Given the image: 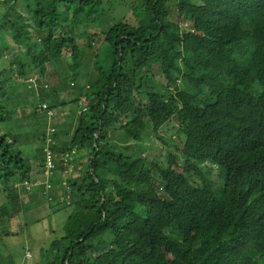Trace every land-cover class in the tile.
Masks as SVG:
<instances>
[{"label": "trees", "instance_id": "obj_1", "mask_svg": "<svg viewBox=\"0 0 264 264\" xmlns=\"http://www.w3.org/2000/svg\"><path fill=\"white\" fill-rule=\"evenodd\" d=\"M101 6L0 0V239L69 208L51 264H264V0H145L138 23L82 47ZM63 59L75 125L61 143L67 98L44 73ZM165 131L182 161L168 154L155 179L134 149Z\"/></svg>", "mask_w": 264, "mask_h": 264}, {"label": "rangeland", "instance_id": "obj_2", "mask_svg": "<svg viewBox=\"0 0 264 264\" xmlns=\"http://www.w3.org/2000/svg\"><path fill=\"white\" fill-rule=\"evenodd\" d=\"M11 0H5L6 4H9ZM102 6L101 9L104 11L103 17L105 18L107 24H100L95 25L93 27L85 28H77L75 30V35H77L76 39L77 42L81 44L83 47L86 45V39L88 35H91V33H101L104 32V30L108 29L110 24H113L114 22H126L130 24H136L139 21V16L141 12V6L142 3L145 0H101ZM193 3H197L198 0H191ZM133 6L136 7V9H133ZM15 10H18V7H15ZM86 33V34H85ZM85 34L83 36L78 37V35ZM66 61L60 60L58 62L59 68H51L48 67L45 70L44 78L46 79L47 84L51 83V87H54L57 91L58 96H56L58 101H64L65 98L66 101L64 102V106H58L56 107L55 111H57L59 114L64 112V120L63 121H74V116L72 114V109L74 106L69 101L70 97L68 95L71 94L73 87L71 86V80L67 78L68 72L64 74L63 76L59 77L56 75L57 72H64L63 68L66 65ZM48 79V80H47ZM34 81V78H33ZM42 82V81H41ZM61 82L64 84H69L70 86L67 87V89L63 90L60 89ZM32 82H29L31 84ZM75 86V84H74ZM24 85L20 84L18 85L19 92L24 91ZM49 87V86H48ZM26 96L28 99H30V104L34 107L37 105V102L32 100L31 97H28V93L26 92ZM83 103V102H82ZM62 111V112H60ZM52 121L55 124H61L63 122H60L61 120L56 117ZM59 119V120H58ZM32 120L29 121L31 123ZM29 123H20L21 125V132L23 131L25 134H29V130L32 128V131L37 130V126L30 127ZM67 123V122H65ZM31 124V126H33ZM49 124V123H48ZM67 125H61L59 128L62 130V132H65L63 137L66 135V138L68 139L72 129L75 125V122L73 123V127H71V123L68 126ZM165 126V125H164ZM163 128V127H162ZM116 129V128H115ZM113 133L109 135L110 140L117 144V145H127L131 144L130 141H127L126 143H121L120 139L122 138V132L120 130H115ZM167 130H170V127H167ZM164 131V130H163ZM160 136L162 137V141L160 142L157 140L153 135L149 136L150 139L147 142L145 146V150L143 149H134V152L138 155L140 154L142 157H144L147 160L148 168L151 170L152 175L156 179L157 176V170L156 166L161 165L162 162H166V157L168 154H172L176 157L177 165L175 167L178 168V165L180 166L182 157L176 150H174L172 147L168 146L167 141L169 138L174 139V134H171V137L168 136L167 131L161 132ZM28 141H22L20 142L21 147H28V151L32 149L33 147H37L36 141H32L33 139L31 136L28 137ZM66 139V140H67ZM17 143V142H15ZM19 145V147H20ZM24 150V149H23ZM215 173V172H214ZM71 209L66 208L63 210H60L56 212L55 214H49L45 206L40 207L39 211H32L34 214L33 219H39L38 221L29 222V221H20L14 223V228L12 232H14L13 235L9 237H4L0 239V264H51L54 261V256L56 254L57 248L52 247L51 243L59 234L61 233L62 225L67 217V215L70 213Z\"/></svg>", "mask_w": 264, "mask_h": 264}, {"label": "built area", "instance_id": "obj_3", "mask_svg": "<svg viewBox=\"0 0 264 264\" xmlns=\"http://www.w3.org/2000/svg\"><path fill=\"white\" fill-rule=\"evenodd\" d=\"M28 83L29 82H32L33 83V78L31 79H28V81H27ZM31 83V84H32ZM83 102V103H82ZM86 104H87V102H86V100H85V98H82L81 99V105H82V110L84 111V107L86 106ZM41 106V109H43V110H46L47 109V107H46V105L45 104H41L40 105ZM47 115H48V117H52L53 116V113L51 112V111H47ZM52 131V130H51ZM46 165H47V167H50V162H49V160L46 162Z\"/></svg>", "mask_w": 264, "mask_h": 264}, {"label": "crops", "instance_id": "obj_4", "mask_svg": "<svg viewBox=\"0 0 264 264\" xmlns=\"http://www.w3.org/2000/svg\"><path fill=\"white\" fill-rule=\"evenodd\" d=\"M60 112H62V111H60ZM56 113H57V111H56ZM57 114H58V113H57ZM57 116H58V117H56V118H59V117H60V118H63V120H64V117H63V116H65V115H64V112H62L61 114H58ZM60 118H59V119H60ZM59 119H58V120H59ZM60 120H61L60 122H63V123H61L60 125L58 124V125H57L58 127L61 126V125H67V124L70 123L69 121H63L62 119H60ZM65 122H67V123H65ZM69 125H70V124H69ZM69 125H68V126H69ZM70 126L73 127V123H71ZM61 131H62V130H61ZM62 135H64V134H61V135H60V139H59V140H60L61 143H64L65 140H66V135H65L64 137H63Z\"/></svg>", "mask_w": 264, "mask_h": 264}]
</instances>
